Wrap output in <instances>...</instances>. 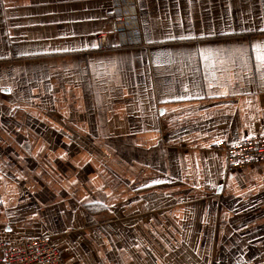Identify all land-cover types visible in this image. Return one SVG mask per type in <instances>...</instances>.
Returning a JSON list of instances; mask_svg holds the SVG:
<instances>
[{"label": "crops", "instance_id": "crops-1", "mask_svg": "<svg viewBox=\"0 0 264 264\" xmlns=\"http://www.w3.org/2000/svg\"><path fill=\"white\" fill-rule=\"evenodd\" d=\"M258 52L264 0H0V242L264 264V164L216 146L264 133Z\"/></svg>", "mask_w": 264, "mask_h": 264}, {"label": "built area", "instance_id": "built-area-1", "mask_svg": "<svg viewBox=\"0 0 264 264\" xmlns=\"http://www.w3.org/2000/svg\"><path fill=\"white\" fill-rule=\"evenodd\" d=\"M96 39L99 50L109 48L107 35ZM1 95L0 89V98ZM216 146L224 152L228 170L264 164V133L245 136L235 143L220 141ZM65 258L50 236L29 238L18 244L0 242L1 264H64Z\"/></svg>", "mask_w": 264, "mask_h": 264}, {"label": "snow or ice", "instance_id": "snow-or-ice-1", "mask_svg": "<svg viewBox=\"0 0 264 264\" xmlns=\"http://www.w3.org/2000/svg\"><path fill=\"white\" fill-rule=\"evenodd\" d=\"M256 59L264 63V53L258 52Z\"/></svg>", "mask_w": 264, "mask_h": 264}, {"label": "rangeland", "instance_id": "rangeland-1", "mask_svg": "<svg viewBox=\"0 0 264 264\" xmlns=\"http://www.w3.org/2000/svg\"><path fill=\"white\" fill-rule=\"evenodd\" d=\"M108 36V35H107Z\"/></svg>", "mask_w": 264, "mask_h": 264}]
</instances>
